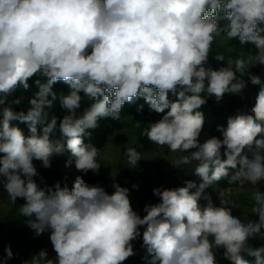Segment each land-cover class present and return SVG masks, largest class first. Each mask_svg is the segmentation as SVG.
<instances>
[{
	"label": "clouds",
	"instance_id": "9594fccd",
	"mask_svg": "<svg viewBox=\"0 0 264 264\" xmlns=\"http://www.w3.org/2000/svg\"><path fill=\"white\" fill-rule=\"evenodd\" d=\"M261 25L264 0H0V184L13 203L26 201L20 215L35 217L28 226L37 237L49 232L56 253L53 260L41 250L23 264H123L136 255L132 242L141 235L146 264H218L214 249H223L231 264H248L244 254L264 264V247L249 243L264 238V192H252L251 211L258 219L247 222L233 215L235 205L221 199L214 206L204 195L225 178L229 184L264 182L260 76L247 73L251 84L259 86L251 114L238 112L226 127L218 125L222 139H199L205 124L200 109L207 102L201 94L219 102L225 94L241 93L246 87L241 77L253 59H236L235 70L205 67L216 37L253 44L256 64L264 65ZM215 58L224 60L220 54ZM37 74L46 79L34 81L38 91L30 107L26 113L15 111L8 97L19 88L27 92ZM57 82L69 87L59 97L66 114L58 127L66 146L51 138L57 118L49 119L47 111L57 99ZM80 93L93 103L77 116ZM141 97L150 110L163 114L144 135L173 153L187 152L173 166L195 162L199 185L188 180L183 187L154 188L159 202L146 204L141 217L129 189L118 183L111 194L82 176L71 188L37 183L33 161L50 168L53 155L65 150L70 153L66 167L74 162L80 172L98 173L99 149L86 144L85 137L101 119H121L124 105ZM20 103V98L11 102ZM12 121L26 123L30 135ZM126 157L132 168L142 159L135 148H128ZM201 199L208 201L206 206ZM4 252L5 260L13 258L10 245Z\"/></svg>",
	"mask_w": 264,
	"mask_h": 264
},
{
	"label": "rangeland",
	"instance_id": "374dc122",
	"mask_svg": "<svg viewBox=\"0 0 264 264\" xmlns=\"http://www.w3.org/2000/svg\"><path fill=\"white\" fill-rule=\"evenodd\" d=\"M227 40L226 35L216 37L213 45H222ZM236 51L233 48H226L225 58L223 61L207 62L205 67H232L233 57L236 55ZM258 55V50L254 52H247L244 55L245 60L249 57H253L249 69L241 77L246 81V87L239 93L243 97L254 96L258 85H252L247 73L257 75L264 81V65L256 64L254 57ZM239 78V73H237ZM65 95V94H61ZM59 96L53 101V106H57L61 111L66 114V110L62 109L59 102ZM215 103H220L216 101ZM56 104V105H55ZM27 112V111H26ZM133 115H127L123 119L127 122L121 128L114 130L107 138L102 149L99 151L97 161L100 163L99 173L103 176L119 179L123 182L124 186L130 191L131 205L136 211L138 208L142 215L146 213L143 211L146 204L151 202L152 204L159 202V197L153 194L154 188H168V185L174 181H179L189 173H193L195 168V162L187 165H180V167H174L173 164L179 157L188 154L186 153H173L166 146L160 147L152 143V147L147 150L141 151L140 155L142 159L138 161V165L132 168L127 163L125 158L121 156L122 148L130 147L137 141L136 134L134 132V123L132 121ZM162 117V113H156L154 111L143 114L138 113V119L140 122H145L147 127L152 122L159 120ZM207 133H201L199 137L201 142L208 139ZM191 151V150H190ZM60 172V184L63 186L65 183L71 188L73 181L77 176H82L86 183L94 185L96 173L92 171L87 174H81L75 168L74 163L66 167L68 158H52ZM39 175L35 177L37 183L40 184L41 174L44 170L40 161H33ZM264 182L259 183L256 186H252L247 182L243 184L238 183L233 187L222 188L216 186L212 192H204V195L210 197L214 206H220L221 199L228 201V205L233 208V215L241 218L245 222L248 220H254V215L251 211L254 201L251 199L253 191L260 190ZM133 185H138L137 188H133ZM148 188H150L148 190ZM22 198H17L13 203L9 198L2 184H0V264H23L24 261L31 260L32 256L38 254L41 250H46L48 257L55 260L56 253L53 250L49 236V232H45L40 236H36L34 230L28 226V220L35 217H27L20 215L19 208L24 204L21 202ZM26 203V202H25ZM207 200L201 199L200 204L206 206ZM211 240L212 237H209ZM11 246L13 252V258L5 260L6 253L4 249L6 246ZM136 255H140V249H134ZM216 255L223 254V249L215 250ZM140 263H144L141 261ZM146 264V263H145Z\"/></svg>",
	"mask_w": 264,
	"mask_h": 264
},
{
	"label": "trees",
	"instance_id": "16d2710c",
	"mask_svg": "<svg viewBox=\"0 0 264 264\" xmlns=\"http://www.w3.org/2000/svg\"><path fill=\"white\" fill-rule=\"evenodd\" d=\"M227 21H221V24L226 23ZM264 27V25H261ZM226 48H233L237 53L233 57V70H235V60L244 58V55L247 52H254L256 51V47L253 44H240L238 39H229L227 37V40L223 42L222 45L214 46L212 52L209 54L208 62H216L218 61L215 57L217 54L223 55L225 58V51ZM213 70H217L218 68L213 66L211 67ZM36 79H39L41 83L44 82L46 78H44L42 75L37 74L35 77H33L29 83H30V88L27 92L23 90V88L17 89L15 93H13L11 96L8 97V102L9 105L15 110V111H26L30 107L29 105V100L34 96V94L38 91L36 85L34 84V81ZM207 83V81H205ZM53 91L56 92L57 96L61 94L67 95L69 92V87L64 84L63 82H57L53 86ZM259 91V87L256 90V93L254 96L250 97H243L240 94H225L223 99L220 101V103H215V97L214 96H208L207 93H202L201 95L207 100L206 104L201 107V111L205 115V124L203 127V132L207 133L209 138L211 136H216L217 138L222 139V134L217 130L218 125H222L224 127L227 126V119L231 116H235L238 112H245L248 114H251V108L255 104V97ZM82 96V101H81V108L77 110V116H80L83 114V111L90 107L91 101L88 97L84 96L83 93H80ZM17 98L21 99V103L19 105L11 104V102ZM51 98V97H50ZM169 98L171 100H175L176 96L173 95L172 93L169 94ZM56 105V104H55ZM8 106V105H5ZM142 107V110L138 111V108ZM2 107V106H0ZM49 113V119L52 116H55L57 118V129L51 134V138L53 140H60L61 143L65 144L66 146V139L61 136L59 132V121L60 119L63 118L65 115L61 109H59L57 106H53L49 109H47ZM167 111V110H165ZM152 112L150 110L149 105L145 102V100L141 97L138 98L134 103L132 104H125L123 107V110L121 112V119L119 120H112V119H101L98 123L99 126L95 129L92 130V135L91 137H85V143L86 144H91L99 149V151L102 149L103 145L105 144L108 136L116 129L121 128L124 126L127 122L123 119V117L127 115H133L132 121L134 123V132L136 134V143L133 144L130 147L122 148L121 156L125 158L127 161L126 157V150L128 148H135L137 152L141 153L143 150L150 149L153 145L152 142L148 140L146 135H144V130L147 129V125L145 122H140L138 119V113H143V114H148ZM163 115V114H162ZM13 125L19 127L25 136H29L30 132L28 129V126L26 123H21L19 121H12L11 122ZM39 130V129H38ZM259 138V137H258ZM223 153V149L221 150ZM3 154H0L2 156ZM250 155V153H249ZM52 158H70V153L65 150L63 154L59 155H53ZM51 158V159H52ZM74 163V162H73ZM128 163V162H127ZM129 164V163H128ZM75 165V164H74ZM91 171V170H90ZM88 171V172H90ZM87 172V173H88ZM81 174H85L83 172H80ZM86 173V174H87ZM60 172L58 171V167L54 161H51V167L50 168H44L40 182H41V187H44V185L48 186H53L57 182H60ZM194 181L196 182L197 185L201 183V179L196 176L193 173L187 174L185 177H183L179 181H174L171 184L168 185V188H177V187H183L185 186V181ZM113 183H118L121 187H125L123 182L119 179L112 178V177H107L101 175L99 172L96 173L95 176V182L94 185H99L105 189V191L109 194H111L114 189L112 187ZM238 183H233L229 184L227 181V178L222 179L218 183L213 184L212 186H209L207 189H205V192H212L216 186H220L222 188L226 187H233L236 186ZM150 188H148L149 190ZM262 192H264V184L261 186ZM191 191H195V189H192ZM130 191H129V197H130ZM22 203H25L26 201L22 198L21 199ZM149 204L151 202H148ZM152 204V203H151ZM136 212L143 217L141 211L136 208ZM258 219L257 216L254 215V220ZM1 225V224H0ZM143 232V228H141V233ZM134 249H140L141 254L140 255H134L130 258H128L126 261L123 262V264H142L140 263L141 261H144L143 264H145V260L143 257L145 256V248L142 247V235L141 237L137 238L135 241L132 242ZM250 245L256 248L259 247H264V238L257 237L256 239L250 240L249 241ZM262 258H264V254H262ZM216 259L218 264H231L230 261L226 260L223 258V254H218L216 255ZM244 259L247 260L248 264H256V257L254 256H249L247 254H244Z\"/></svg>",
	"mask_w": 264,
	"mask_h": 264
}]
</instances>
